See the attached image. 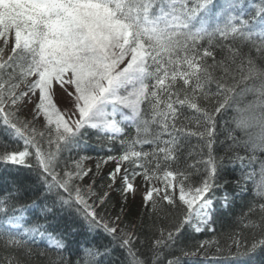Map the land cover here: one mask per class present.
<instances>
[{"label": "snow or ice", "instance_id": "obj_1", "mask_svg": "<svg viewBox=\"0 0 264 264\" xmlns=\"http://www.w3.org/2000/svg\"><path fill=\"white\" fill-rule=\"evenodd\" d=\"M28 105L31 119L22 114ZM229 109L234 127L224 121L227 143L218 144L217 117ZM0 129V167L26 169L43 189L31 203L15 180L0 191V264L40 257L70 264L59 253L77 227L48 230L61 212L73 213L87 235L103 229L109 237L78 246L79 264H112L117 248L125 264H181L175 251L196 254L182 246L189 230L215 231L225 159L239 162L237 189L253 195L227 237L235 256L251 264L264 252V0H0ZM90 131L98 142L120 144L95 172L84 163L90 157L72 156L87 147ZM192 137L201 159L181 167ZM214 145L226 155L218 159ZM109 161L107 183L97 184ZM137 178L148 219L142 234L123 219ZM114 193L119 212L112 215ZM221 199L227 207L230 194ZM37 238L54 241L58 257L34 252Z\"/></svg>", "mask_w": 264, "mask_h": 264}, {"label": "trees", "instance_id": "obj_2", "mask_svg": "<svg viewBox=\"0 0 264 264\" xmlns=\"http://www.w3.org/2000/svg\"><path fill=\"white\" fill-rule=\"evenodd\" d=\"M249 2L259 3L260 0H249ZM247 99H251V96L246 97V100ZM185 115L191 116L193 113L186 111ZM236 115L237 113L233 109H229L222 118L219 116L217 117L218 131H220L218 144L220 141L227 143V141H225V134L222 130L224 127V121L229 122L227 127H234L232 124V118ZM133 131L134 130L131 128L126 129V133H133ZM0 136H3V129H0ZM4 138L7 139V137ZM87 140V147H85L79 154L73 152L72 156L77 159L79 158V155L90 157V159L85 160L84 163L87 167L92 168L93 172H95L96 164L102 157H106L110 154H119L120 144L118 142H98L94 133L91 131L88 133ZM200 145L201 142L196 137H192L188 141L181 156V167H184L185 164H193L197 160L201 159ZM145 147L147 148L148 146ZM220 147H223V145H220ZM109 149H111L110 152ZM216 149L217 145H214V154L218 159L226 155L224 151ZM189 153H191V155H189ZM241 154L243 155V153ZM114 166V162L112 161L102 165L101 171L96 177L97 184L107 183V174L114 168ZM198 167L202 168V165H198ZM189 171L192 170L189 169ZM256 171H259L258 166ZM240 176L241 167L239 162L235 160L229 162L228 159H225L222 170L219 174V183L222 187L215 192L214 211L212 213L213 222L211 224V228H214L215 231L213 232L206 228L201 233H195L192 230H189V235L185 238L182 246L186 251L196 252V254L185 257L182 256L179 251H175L174 254L176 256H180L181 258V264H249L248 258L236 257L235 247L229 249L227 242V237L237 230L240 218L242 214L247 211V205L253 198L251 192L240 193L237 189L236 181L240 178ZM256 178L258 179L259 177L257 176ZM192 179L195 181L197 177L193 175ZM13 180L27 186L28 192L26 193L24 201L26 203H31L32 199L38 198L43 191L42 186H40L36 181L35 176L29 173L26 169H13L11 170V174H9L5 172L2 167H0V191H3V189L8 186V182ZM137 181H139V183L143 186V182L140 178H137ZM85 182L88 181L86 180ZM248 187L250 189L253 187L251 181L248 182ZM225 192L230 194V202L227 207L224 206V202L221 199ZM119 200V194L114 193L113 203L116 206L109 208L110 214L115 215L119 212ZM143 205L144 201L142 199L131 198L129 196L127 203L124 205L123 215L125 222L137 224V232L141 234L143 233V229L140 227L141 220H143L144 224L148 223L147 217L143 216V213L146 211ZM29 215L31 216L32 214L29 213ZM43 222L44 221L41 220V223ZM51 224L52 227L48 230L49 232H53V235H58L60 232L66 233L69 230V227L74 224L78 229L79 234L70 240L69 249L59 253V255H63L65 259L70 262V264H79L81 260L82 254H77L78 246H86V242L88 241L97 245L101 243H108L109 237L103 232V229L97 230L92 235H87L83 225L75 219L74 214L71 212H61L59 214V219L51 221ZM161 226L165 225L161 224ZM244 234L248 235V232L244 231ZM44 240L45 238H37V243L32 246L34 252L46 253L47 258L56 259L58 257L57 250L53 247H49V244H47ZM205 240L213 241V243H210L204 248H199V244ZM73 241H79L80 244L78 245ZM198 248L199 250H197ZM217 248L222 249V251L218 252ZM229 251H231L232 255H229ZM168 258H171V256ZM111 261L112 264H125L126 256L124 251L120 248L115 249L112 253ZM33 264H47V259L45 257H40L36 259ZM251 264H264V252H260L252 258Z\"/></svg>", "mask_w": 264, "mask_h": 264}, {"label": "rangeland", "instance_id": "obj_3", "mask_svg": "<svg viewBox=\"0 0 264 264\" xmlns=\"http://www.w3.org/2000/svg\"><path fill=\"white\" fill-rule=\"evenodd\" d=\"M57 92H59V89L57 88ZM57 101H58V104L61 106V107H63L64 105H65V100L63 99V98H61L60 96H57ZM31 108H32V105H28V107L27 108H25V109H23V112H22V114L25 116V117H27V118H29V119H31ZM41 126H42V124H43V120H42V118H41V120L38 122ZM136 184L139 186V188H138V191L133 195V194H130L129 196L131 197V198H140V199H142V193L144 192V187L139 183V181H137L136 182ZM143 200V199H142ZM47 244H49V245H51V244H53L54 243V241H49L47 238H45V240H44ZM54 248V247H53Z\"/></svg>", "mask_w": 264, "mask_h": 264}]
</instances>
